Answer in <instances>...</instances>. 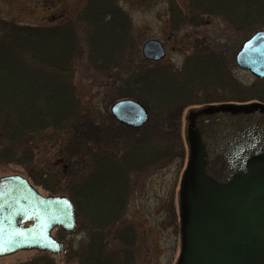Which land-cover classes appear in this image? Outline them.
Wrapping results in <instances>:
<instances>
[{"label": "trees", "instance_id": "1", "mask_svg": "<svg viewBox=\"0 0 264 264\" xmlns=\"http://www.w3.org/2000/svg\"><path fill=\"white\" fill-rule=\"evenodd\" d=\"M120 1L87 0L73 19L54 26L0 18V168L21 166L36 187L70 198L84 237L77 250L70 243L65 247L66 263L135 264L133 225L125 220L137 186L131 178L183 160L186 106L264 103V80L239 84L223 49L216 51L204 38L193 40L179 68L145 61ZM128 1L150 6L158 0ZM162 1L171 34L204 25L207 17L237 31L264 28V0H186L184 7ZM82 58L92 73L109 81L99 101L84 102L76 91L74 73ZM120 98L146 108L141 128L111 117L107 108ZM63 235L55 230L59 240ZM15 264H55V259L35 252Z\"/></svg>", "mask_w": 264, "mask_h": 264}, {"label": "water", "instance_id": "2", "mask_svg": "<svg viewBox=\"0 0 264 264\" xmlns=\"http://www.w3.org/2000/svg\"><path fill=\"white\" fill-rule=\"evenodd\" d=\"M157 62L165 49L156 39L140 47ZM240 69L264 79V29L234 55ZM121 125L148 119L137 100L109 107ZM187 161L178 195L179 250L174 264H264V104H224L189 111L184 129ZM76 211L64 194H41L24 176L0 177V258L20 251H64L52 234L76 229Z\"/></svg>", "mask_w": 264, "mask_h": 264}, {"label": "rangeland", "instance_id": "3", "mask_svg": "<svg viewBox=\"0 0 264 264\" xmlns=\"http://www.w3.org/2000/svg\"><path fill=\"white\" fill-rule=\"evenodd\" d=\"M176 1L181 7L185 6L186 0ZM85 3L86 0H0V18L16 24L54 25L73 19L77 12L83 9ZM119 5L129 17L133 40L138 45L139 54L141 44L150 38L160 41L165 47V57L156 64L160 66L169 64L179 68L184 57L192 52L193 40L204 38L216 51L217 47L223 49L224 61L227 62L231 75L239 84L250 86L254 83L255 78L248 71L236 67L234 63L235 52L242 41L252 34V29L237 31L220 18L207 17L204 25L196 28L186 27L171 34L166 25L168 10L165 1L158 0L150 6H138L128 0H121ZM74 74L76 91L84 102L88 99L96 102L103 97V90L107 87L104 85L109 81L92 73L87 68L84 58L77 65ZM251 102L264 104L253 99L241 100L235 104ZM192 106H186L182 110V139L185 123L183 116ZM185 159L186 152L183 160H172L162 167L150 168L143 174L131 178L135 180L137 186L132 189L133 194L125 210V220L133 225L135 264H173L176 259L178 253L177 194ZM9 174L27 177L25 169L21 166L9 165L0 168V177ZM38 189L42 194L47 193L41 187ZM83 237V232L73 231L64 234L62 240L65 247L70 243L72 250L75 251ZM34 254V251L17 252L0 258V264L22 262ZM62 254L52 255L55 264H76L74 261L64 262Z\"/></svg>", "mask_w": 264, "mask_h": 264}]
</instances>
